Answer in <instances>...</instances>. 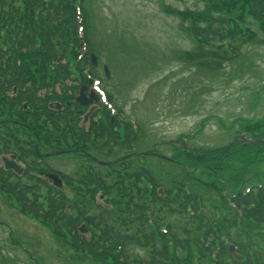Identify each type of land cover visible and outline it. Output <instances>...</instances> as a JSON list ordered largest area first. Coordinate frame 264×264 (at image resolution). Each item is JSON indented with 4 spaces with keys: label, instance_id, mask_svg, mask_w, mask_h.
Returning <instances> with one entry per match:
<instances>
[{
    "label": "trees",
    "instance_id": "1",
    "mask_svg": "<svg viewBox=\"0 0 264 264\" xmlns=\"http://www.w3.org/2000/svg\"><path fill=\"white\" fill-rule=\"evenodd\" d=\"M204 2L201 11L164 10L180 20L194 43L183 62L216 73L244 45L264 44V0ZM83 3L0 0V120L21 124L13 126L15 131H9L8 124L0 129H7V138L17 144L26 165L25 180L11 181L15 176L0 168V191L21 213L94 264H264L257 242L264 239V172L258 168L264 164V122L245 127L252 142L240 140L230 148L195 151L176 145L170 157H153L148 167L144 156H137L85 169L79 183L72 181V199L31 173L39 159L36 138L40 152L66 146L86 150L91 145L112 155L108 143L123 136L126 145L132 135L131 125L112 123L105 107L88 128L79 126L85 109L67 95L69 89L76 90L66 83L73 73L87 83L83 68L92 45L90 11ZM246 19L257 26L261 40L246 27ZM82 40L87 52L78 59ZM49 103H59L62 109ZM21 128L36 136H29L32 143L16 141L14 133ZM3 136L0 132V154L9 145ZM98 190L109 209L97 208L106 217L90 214ZM201 190L213 198L204 199ZM81 223L89 228V239L78 234ZM229 244L235 246L233 252Z\"/></svg>",
    "mask_w": 264,
    "mask_h": 264
},
{
    "label": "rangeland",
    "instance_id": "2",
    "mask_svg": "<svg viewBox=\"0 0 264 264\" xmlns=\"http://www.w3.org/2000/svg\"><path fill=\"white\" fill-rule=\"evenodd\" d=\"M205 2L88 0L91 36L102 61L98 71L107 62L113 76L105 81L107 90L122 115L135 122L139 136L130 148L115 149L106 160L152 150L169 156L167 144L182 145L184 140L189 149L220 148L233 137H245L247 124L264 121L263 44L244 45L239 56L214 75L177 59L193 44L180 21L164 9L201 11ZM247 24L261 40L257 28L250 21ZM180 136L186 139L181 142ZM47 164L70 176L80 170L82 161L66 154L50 158ZM258 168L264 172V164ZM201 191L206 199L208 194ZM0 254L2 264H94L20 214L1 195Z\"/></svg>",
    "mask_w": 264,
    "mask_h": 264
},
{
    "label": "water",
    "instance_id": "3",
    "mask_svg": "<svg viewBox=\"0 0 264 264\" xmlns=\"http://www.w3.org/2000/svg\"><path fill=\"white\" fill-rule=\"evenodd\" d=\"M77 101H78L80 104L85 105V106L88 105V104H90V101H86V100H84L83 95H81V96L77 99ZM5 168H6V169H13V170L16 171L18 174L20 173L19 168H18L17 166H15L13 163L6 162V163H5ZM49 178L52 179V181L54 182L55 185H57V186H61V182H60V180L58 179L57 176H55V175H50Z\"/></svg>",
    "mask_w": 264,
    "mask_h": 264
}]
</instances>
